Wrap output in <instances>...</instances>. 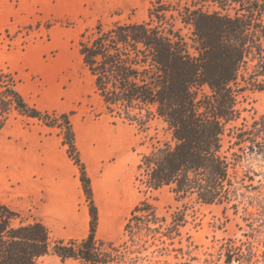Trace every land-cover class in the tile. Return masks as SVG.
Returning a JSON list of instances; mask_svg holds the SVG:
<instances>
[{"label": "trees", "instance_id": "16d2710c", "mask_svg": "<svg viewBox=\"0 0 264 264\" xmlns=\"http://www.w3.org/2000/svg\"><path fill=\"white\" fill-rule=\"evenodd\" d=\"M147 18L99 21L82 33L79 51L94 77L95 90L106 112L142 130L162 121L170 136H150L151 148L141 154L136 184L155 193L167 187L177 201L237 206L241 189L237 168L250 153L264 152V114L251 128L231 126L241 116L239 104L247 90L264 92V0H199L173 4L150 0ZM191 31L189 39L176 26ZM37 119L57 127L80 179L90 207V232L82 239L56 238L42 222L30 220L0 202V264H39L47 255L80 264H141L150 247L182 235L185 210L160 216L149 199L140 200L124 225V239L99 241V210L92 181L78 147L73 111L41 110L18 90L13 71L0 67V132L11 116ZM236 140L226 145V135ZM238 150L232 151L234 146ZM104 246H108L109 250ZM225 252L226 264L250 261L234 245ZM183 251V249H180Z\"/></svg>", "mask_w": 264, "mask_h": 264}, {"label": "rangeland", "instance_id": "374dc122", "mask_svg": "<svg viewBox=\"0 0 264 264\" xmlns=\"http://www.w3.org/2000/svg\"><path fill=\"white\" fill-rule=\"evenodd\" d=\"M166 1L182 5L199 3V0ZM150 6V0H0V67L15 72L21 91L41 108H50V111L59 113L71 109L82 116L90 113L98 117L106 110L102 109L103 103L96 93L94 80L83 63L79 51L81 35L99 21L106 28L115 21L129 18L142 21L147 18ZM198 6L208 11L218 9L201 3ZM175 22L189 39L190 29L179 20ZM239 107L241 116L231 126L246 125L251 128L253 122L264 114V92L247 90ZM126 123L135 134V192L134 204L121 220V231L123 222L135 205L145 198L154 203L160 216L170 219L171 213L178 208L185 210L188 216L181 236H176L174 241L167 239L165 244L159 241L158 245L144 252L143 255L147 257L140 263L226 264L225 252L230 245H234L245 253L250 249L255 253L249 262L243 260L241 264H264V152L250 153L239 163L237 173L245 187L240 191L242 195L238 197L236 207L233 202L202 204L190 199L177 201L167 187L152 194L140 191L136 184L141 154L151 148L150 136L157 134L161 139H168L170 134L166 125L157 120L151 128L142 130L135 124ZM44 125L37 119L13 116L0 134V152H11L4 140L17 143L22 132L28 135L36 133L40 137L43 133L40 128L47 126ZM53 128L60 132L59 128ZM48 131L46 129L45 133ZM262 137L264 131L258 137L259 140ZM225 140L226 145H230L236 137L233 134L226 135ZM235 150H238V146H234L232 151ZM22 154L24 161L29 164L27 146ZM10 158L11 155L0 153V201L19 197L14 194L13 188L19 181L9 175L11 167L3 164L12 160ZM110 182L115 185L114 178H110ZM99 190L103 192V185L99 184ZM97 201L104 206L107 204L110 211L118 206L115 196L109 198L108 203H104L102 195L100 198L97 196ZM21 214L32 220L30 210ZM117 222V219L102 210L99 233L103 235L113 231ZM101 235L99 241H103ZM124 238L123 235L115 244L119 245ZM104 248L109 250L108 246ZM39 264L80 262L74 259L62 261L50 254L41 258Z\"/></svg>", "mask_w": 264, "mask_h": 264}, {"label": "crops", "instance_id": "0c3cea01", "mask_svg": "<svg viewBox=\"0 0 264 264\" xmlns=\"http://www.w3.org/2000/svg\"><path fill=\"white\" fill-rule=\"evenodd\" d=\"M92 78L94 80L93 76ZM18 90L31 105L50 111V108L43 109L29 100L19 86ZM100 98L102 109L105 111L106 106L101 96ZM71 111L74 110L69 109L61 113ZM16 115L19 114L14 113L11 116L0 134ZM71 120L75 142L91 178L94 199L99 210L97 238L101 235L99 225L103 210L118 222L115 229L101 235V239L117 243L124 235L126 220L122 224V231L121 220L127 216L134 204V130L130 129L128 123L107 112L98 117L90 113L82 116L78 112L72 115ZM45 127L40 128L43 131L40 137L36 133L28 135L22 132L17 143L4 140L11 152L4 150L0 153L11 155L12 160L1 164L10 166L9 175L19 181L13 187L14 194L19 197L0 202L20 213L30 210L32 220L36 219L45 224L56 238L82 240L89 235L91 215L80 179V170L70 158L62 134L56 131V128ZM46 129L49 130L47 134ZM25 146L30 153L29 164L22 158ZM2 158L4 161L3 156ZM110 178L115 179V185L111 184ZM99 184L104 187L102 193ZM101 195L104 203H108L109 198L115 196L117 208L110 211L107 204L104 206L98 203L97 196L100 198Z\"/></svg>", "mask_w": 264, "mask_h": 264}]
</instances>
